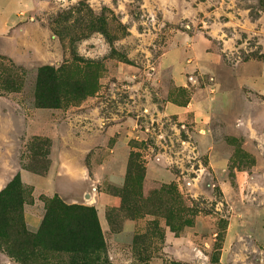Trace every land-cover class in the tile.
I'll return each instance as SVG.
<instances>
[{
	"label": "rangeland",
	"instance_id": "rangeland-1",
	"mask_svg": "<svg viewBox=\"0 0 264 264\" xmlns=\"http://www.w3.org/2000/svg\"><path fill=\"white\" fill-rule=\"evenodd\" d=\"M27 1L24 25L0 38V94L23 93L30 113L43 109L36 103L39 69L66 66L61 91L78 94L62 93L56 107L45 110L58 111L63 120L69 112L86 116L77 108L96 98L98 119L138 117L126 184L103 188L123 197L120 209L105 213L111 229L134 232L118 264H183L166 257L165 233L179 237L189 228L209 246L192 250L193 264H264L263 245L249 236V229H260L259 213L264 219V12L257 11L264 0ZM189 103L197 116L185 112L180 121L177 114L165 115L168 104ZM195 135L200 140L190 141ZM166 150L171 158H160ZM26 151L23 166L42 174L49 142L33 138ZM147 154L160 155L155 165L164 173L170 169L179 182L145 180ZM56 199L43 200L46 216ZM24 201L32 202L30 188ZM96 218L99 223L97 212ZM231 220L238 236L223 253ZM50 226L38 246L41 256L26 264H69L65 251L81 236L93 240L92 220L56 217ZM17 229L0 218V264H19L6 252L26 247ZM103 240L105 253L78 255L79 264L117 261Z\"/></svg>",
	"mask_w": 264,
	"mask_h": 264
},
{
	"label": "crops",
	"instance_id": "crops-1",
	"mask_svg": "<svg viewBox=\"0 0 264 264\" xmlns=\"http://www.w3.org/2000/svg\"><path fill=\"white\" fill-rule=\"evenodd\" d=\"M29 10L27 0H0V38H7L21 28L25 21L24 15ZM25 99L23 93L0 94V192L16 175L20 177L24 187L31 189L32 202L23 206V219L29 231H36L42 225L46 213L44 199L57 197L69 205L93 207L105 241L109 240L114 248L112 252L118 256L117 261L112 264L123 263L121 248L133 244L134 232L128 228L117 232L111 229L105 213L108 209H120L122 201L119 196L104 192L103 188H123L126 184L131 155L129 142L134 137L138 138V117L117 119L113 123L109 119H98L95 115L98 108L93 104L96 98H92L86 106L77 108H85L86 116L69 112L68 117L63 120L56 110L34 107L30 113L31 103ZM192 111L196 112L195 116L198 115L192 103L184 107L168 104L165 115L177 114L182 121L184 117L181 114ZM192 116L188 117L192 119ZM181 128L185 129V126L181 125ZM33 138L49 142L48 166L42 174L23 166V156L28 153L26 145ZM200 138L201 136L195 135L193 138L189 137V140L197 142ZM181 144L187 146L189 142L181 139ZM161 153V156L147 154L149 162L145 180L178 183L179 180L170 169L165 168L168 171L164 173L155 165L159 156L171 158L167 150ZM261 214L258 215L260 229H249V236L264 247V219ZM238 230L239 227L235 229L231 220L223 253L229 250V246L233 247ZM198 240L196 228L185 230L179 237L167 231L164 248L166 257L183 264H193L195 257L192 250H204L201 244L209 247L204 243V238L201 243ZM108 256L113 260L110 251ZM148 264H158V260Z\"/></svg>",
	"mask_w": 264,
	"mask_h": 264
},
{
	"label": "trees",
	"instance_id": "trees-1",
	"mask_svg": "<svg viewBox=\"0 0 264 264\" xmlns=\"http://www.w3.org/2000/svg\"><path fill=\"white\" fill-rule=\"evenodd\" d=\"M258 15L264 12V1L259 4ZM257 14H251L252 18L258 16ZM84 68H80V73L86 74L89 64H85ZM66 66L60 68H52L49 66H43L39 69V77L36 88V103L39 108H52L56 107L58 102V96L63 93V83L66 81L68 75ZM47 90V91H45ZM78 92V91H77ZM75 90L63 93L64 95L78 94ZM80 94V93H79ZM27 194V188L21 183L20 177L16 175L14 179L0 192V218L7 222V228L15 224L17 227L18 235L25 241V249L14 250L12 247H7L6 252L9 256L19 264H26L25 259L31 260L41 256L42 250L39 249L40 243L44 236L51 227L56 217L59 220L70 219L75 222H85L92 220L94 227L92 229L93 240L87 237L78 238L76 245H72L67 251L71 255L69 264H79V259L76 256H94L97 253H105V244L101 232L100 225L96 218V211L93 208H87L82 206H65L62 205L58 198L50 202L47 208V216L45 213L44 220L41 225V229L36 234H30L25 224L19 220L20 213L23 214V206L25 204L24 196ZM121 200L123 197H120ZM54 199V198H53ZM86 231H83V233ZM77 234H80L77 232ZM2 238L0 233V239ZM41 250V253H40ZM91 262H80V264H90Z\"/></svg>",
	"mask_w": 264,
	"mask_h": 264
},
{
	"label": "built area",
	"instance_id": "built-area-1",
	"mask_svg": "<svg viewBox=\"0 0 264 264\" xmlns=\"http://www.w3.org/2000/svg\"><path fill=\"white\" fill-rule=\"evenodd\" d=\"M198 264H202V263L200 262V263H198Z\"/></svg>",
	"mask_w": 264,
	"mask_h": 264
}]
</instances>
